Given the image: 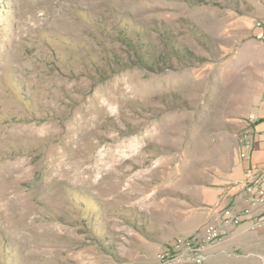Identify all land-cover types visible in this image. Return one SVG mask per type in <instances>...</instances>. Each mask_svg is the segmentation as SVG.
Wrapping results in <instances>:
<instances>
[{
	"label": "rangeland",
	"instance_id": "obj_1",
	"mask_svg": "<svg viewBox=\"0 0 264 264\" xmlns=\"http://www.w3.org/2000/svg\"><path fill=\"white\" fill-rule=\"evenodd\" d=\"M239 2L0 0V264H147L205 242L232 206L220 16ZM247 236L264 254V227Z\"/></svg>",
	"mask_w": 264,
	"mask_h": 264
},
{
	"label": "crops",
	"instance_id": "obj_2",
	"mask_svg": "<svg viewBox=\"0 0 264 264\" xmlns=\"http://www.w3.org/2000/svg\"><path fill=\"white\" fill-rule=\"evenodd\" d=\"M239 1L233 7H221L220 16L225 26L232 29L230 33L225 27L226 38L222 41L225 51L221 56H230L226 59L224 73L234 75V104L237 106L235 113L229 114L230 133L224 146L225 185L220 197L232 205L242 202L240 181L246 166L264 169V0ZM211 30L208 29L212 33ZM242 152L247 157H241ZM223 227L225 234L220 240L201 247L208 264H264V254L246 249L245 243L250 238L247 233L254 229L251 221L236 225L224 222ZM164 244L160 245L159 252ZM159 252L147 264H161Z\"/></svg>",
	"mask_w": 264,
	"mask_h": 264
},
{
	"label": "built area",
	"instance_id": "obj_3",
	"mask_svg": "<svg viewBox=\"0 0 264 264\" xmlns=\"http://www.w3.org/2000/svg\"><path fill=\"white\" fill-rule=\"evenodd\" d=\"M241 157H247L245 152ZM243 192L242 202L223 210V221L219 224H209L204 235L205 242L191 239L177 240L170 246H165L159 252L161 264H208L201 251L203 244L220 240L225 234L224 222L232 225L251 221L254 227H264V169L253 165L246 166L244 177L240 181Z\"/></svg>",
	"mask_w": 264,
	"mask_h": 264
},
{
	"label": "bare ground",
	"instance_id": "obj_4",
	"mask_svg": "<svg viewBox=\"0 0 264 264\" xmlns=\"http://www.w3.org/2000/svg\"><path fill=\"white\" fill-rule=\"evenodd\" d=\"M172 114L170 113V112H168L167 114H166V116H171ZM170 119H172V117L170 118ZM177 122V121H176ZM169 123H170V121H169ZM161 124H163V121H161ZM163 128H162V130H161V132L159 133V132H157V133H155V134H157L158 136L159 135H161V134H166V135H168V136H170L171 134H173V132L172 131H170L169 129H167V127H164V124H163V126H162ZM192 127V126H191ZM190 127H188L187 129H189ZM131 149V148H130ZM128 152V151H127Z\"/></svg>",
	"mask_w": 264,
	"mask_h": 264
}]
</instances>
